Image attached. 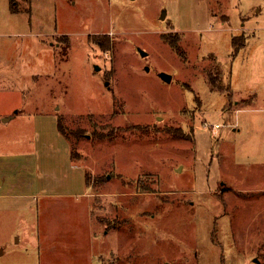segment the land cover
<instances>
[{
  "label": "rangeland",
  "instance_id": "rangeland-1",
  "mask_svg": "<svg viewBox=\"0 0 264 264\" xmlns=\"http://www.w3.org/2000/svg\"><path fill=\"white\" fill-rule=\"evenodd\" d=\"M14 1L0 0V264H264V148L233 164L264 123L227 122L210 82L253 66L232 43L244 16L264 73V0ZM262 73L239 81L261 109Z\"/></svg>",
  "mask_w": 264,
  "mask_h": 264
},
{
  "label": "crops",
  "instance_id": "crops-1",
  "mask_svg": "<svg viewBox=\"0 0 264 264\" xmlns=\"http://www.w3.org/2000/svg\"><path fill=\"white\" fill-rule=\"evenodd\" d=\"M27 11H31V9H29ZM260 11H261V9L257 10L258 13H260ZM11 12H12V10H11ZM225 16H227V15H225ZM227 18L228 19L224 20V22H229L230 18L228 16H227ZM242 21H243V24H241V25L243 27L242 28L243 31L241 30V34H238V35L233 37L232 43H233V46L235 48V53L241 52L242 50H245V52L247 53L246 56H247L248 63H249V65H251V64L253 65V66H251V69L249 71H247L248 73L246 74L248 76L250 75V78L247 79V77L245 75L243 78V81H242L241 80L242 75H240V73H241L240 69H239V71H237V70L232 71L231 70L229 72H228V70L227 71L221 70L219 72L220 77L218 80V87H214L212 85L213 89L219 90L223 94L227 93L228 100H227L226 106L224 107L223 115L224 116L226 115L227 122H230L231 125L233 123L232 122L233 115H235V114L237 115L239 113L240 114L241 113H256V115L252 116L250 118V120L252 118H256L257 122H260L263 120V123H264V114L260 115V113H258L261 108H256V106H255V103L258 104L257 94H254V93L251 94L250 93V95H245V94H243V90H242L243 87H241V85H239V81H240V84L244 83V82L247 85L251 84V82L253 81L252 77L255 75V73L259 72V75H261V73L263 72L262 69H253L255 64H256V60L259 57V53H261V51L259 50V51H254V52H251V51L247 52V48L250 44V40L252 37H255L256 34L253 32V30H248L247 32L245 30L246 29L245 27L250 24V20H248V17H246V16L242 17ZM0 37L6 38V35L3 34L2 32H0ZM0 51L3 52L1 58H3V60L6 61V48H4V50H3V46H2L0 48ZM211 56H213V57H215V59H217L216 55L212 54ZM249 60H251V62H249ZM248 63H247V66H249ZM5 68H6V64H5ZM262 75L264 76V73H262ZM3 78H4V81L6 82V73H5ZM210 82H212V81H210ZM222 82H223V84H222ZM200 103H201V100H200ZM200 107H201V105H200ZM261 110H264V108ZM13 117L14 116H10V118L5 117L4 120L2 121V123L6 124L8 121L12 120ZM261 130L264 131V127L261 128ZM237 131L239 132V130L237 128H234L233 133H235ZM230 133L232 136V132H230ZM256 135H258V134H256ZM228 136H229V134L225 133L223 135H220L217 138L218 139L217 143L219 144L218 147H220V150L222 152H224L226 150V145L228 143L227 139H230ZM254 146H255V148H254ZM244 147H246L249 150L248 153H245L246 149ZM263 148H264V142L262 141L261 138H257V140L253 139L252 142H250L249 144H247V145L243 144V147L238 146L237 147L238 150L234 151L233 164L237 165V164H241L243 162H247V163L251 162L252 160H254L253 158L258 157L260 150ZM254 150H255V155L251 156ZM235 153H237V156L235 155ZM253 163H255V162H253ZM237 166H239V165H237ZM260 167L263 168L264 164L262 163V165H260ZM253 172L254 171H251L250 173L255 174V172L254 173ZM260 189H263V188L262 187L261 188H254L253 191L256 192L257 190H260ZM239 190H237V191H239ZM241 191H246V190H241ZM253 191L251 189L250 191H247V193H251Z\"/></svg>",
  "mask_w": 264,
  "mask_h": 264
},
{
  "label": "trees",
  "instance_id": "trees-1",
  "mask_svg": "<svg viewBox=\"0 0 264 264\" xmlns=\"http://www.w3.org/2000/svg\"><path fill=\"white\" fill-rule=\"evenodd\" d=\"M11 1H12V4H11L12 5V7H11L12 12H19L20 9L18 8L16 2L14 0H11ZM210 80L212 81V77L210 78ZM211 83H212V85L214 87H218V81H217V79H216V81H212ZM58 127H59V131L61 132L62 130H61V122H60V120H58Z\"/></svg>",
  "mask_w": 264,
  "mask_h": 264
},
{
  "label": "built area",
  "instance_id": "built-area-1",
  "mask_svg": "<svg viewBox=\"0 0 264 264\" xmlns=\"http://www.w3.org/2000/svg\"><path fill=\"white\" fill-rule=\"evenodd\" d=\"M204 125L210 129L214 136H217L219 134V130L222 127L220 124L209 125L206 121H204Z\"/></svg>",
  "mask_w": 264,
  "mask_h": 264
},
{
  "label": "water",
  "instance_id": "water-1",
  "mask_svg": "<svg viewBox=\"0 0 264 264\" xmlns=\"http://www.w3.org/2000/svg\"><path fill=\"white\" fill-rule=\"evenodd\" d=\"M140 52L143 56H147V53L143 50L140 49ZM161 77L167 81V82H171L172 81V75L168 74V73H161ZM107 85L109 86V83H107Z\"/></svg>",
  "mask_w": 264,
  "mask_h": 264
}]
</instances>
